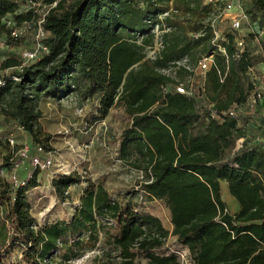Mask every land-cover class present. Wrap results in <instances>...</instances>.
<instances>
[{
  "label": "trees",
  "instance_id": "1",
  "mask_svg": "<svg viewBox=\"0 0 264 264\" xmlns=\"http://www.w3.org/2000/svg\"><path fill=\"white\" fill-rule=\"evenodd\" d=\"M25 1L0 0V39L17 40L6 16L17 25L36 22L33 10L21 9ZM43 1L55 2L41 24L46 51L28 64L0 62V114L45 148L38 138L41 98L95 97L102 115L121 107L127 123L118 154L142 178L125 200L88 182L68 218L38 225L26 194L38 188L39 170L31 166L11 181L19 145L0 133V202L10 229L0 241V264L15 243L25 264H69L95 249L100 264H180L170 236L189 264H264V141L246 138L243 118L259 101L252 69L264 62L248 46L252 34L226 31L215 40L214 3L204 0ZM253 4L264 16V0ZM204 57L211 61L202 70ZM177 79L191 94L176 91ZM6 95L10 103L3 105ZM80 181L75 172L61 174L51 189L63 202ZM221 181L238 205L234 213L221 198ZM140 192L167 209L170 230L140 208Z\"/></svg>",
  "mask_w": 264,
  "mask_h": 264
},
{
  "label": "rangeland",
  "instance_id": "2",
  "mask_svg": "<svg viewBox=\"0 0 264 264\" xmlns=\"http://www.w3.org/2000/svg\"><path fill=\"white\" fill-rule=\"evenodd\" d=\"M212 2L215 9L213 16L215 29L221 33L232 31L237 37L252 34V38L247 42L248 46L254 52L264 54V16L255 7L253 0H213ZM227 3H231L230 8H227ZM21 9H25L24 4ZM42 9L46 10V8ZM233 21H239L237 29L232 28ZM20 27L21 35L17 40L10 42L0 40V62L6 58H15L23 64L29 63L21 58V53L34 48L36 22H24ZM177 84L184 86L183 82L178 79ZM255 88L259 95L258 98H261L264 93V81H259ZM10 99L11 96L6 95L2 104L4 105V102L9 104ZM252 99L254 96L251 97ZM249 106L252 107L253 114L249 113L252 117L255 116L250 119H255V121L252 122L254 127L251 125L246 127V138L251 141L261 139L264 141V130L262 129L264 123L260 118H257L260 114H258L259 103L256 98L255 101H251ZM38 108L40 111L38 127L41 131L38 138L45 145L44 152L41 154L42 157L51 158V165L46 171H38V188L29 190L26 194L30 212L38 225L68 218L78 202L82 189L87 186L88 182L94 185L101 184L113 198L125 200L132 197V192L138 189L142 173L128 165L118 154V137L127 123L123 108L113 107L107 114L102 115L98 111L97 98L81 100L73 94L62 98H41ZM247 117V115H243L244 119ZM0 133L12 138L14 143L19 146L31 144L33 147L36 144L34 142L32 144L31 137L15 120L1 114ZM242 140L243 138L238 139L237 144H241ZM5 153V147L0 145V164L4 161ZM30 167L27 160L22 161L19 158L7 177L11 181H14L13 176L16 180L22 179L24 172ZM71 172L78 174L81 181L68 188V198L62 202L52 191L51 181L58 175ZM1 188L2 181L0 179ZM220 193L226 209L230 213H234L233 198L229 195L223 181L220 182ZM141 194L140 192L135 197L140 208L159 217L163 226L170 230L168 211L163 204L157 200H143L140 197ZM6 222L5 207L0 202V241L10 234ZM166 243L177 249L180 264H189L186 251L175 247L172 236L167 239ZM9 252V258L3 264H25L21 260V249L17 243L9 246ZM97 253L96 249L87 251L82 257L69 264H100L93 260V256ZM55 261L52 264H57Z\"/></svg>",
  "mask_w": 264,
  "mask_h": 264
},
{
  "label": "built area",
  "instance_id": "3",
  "mask_svg": "<svg viewBox=\"0 0 264 264\" xmlns=\"http://www.w3.org/2000/svg\"><path fill=\"white\" fill-rule=\"evenodd\" d=\"M213 0H204L205 3L212 2ZM55 2L52 4H46L43 0H26L24 2V8L25 10H33L34 13L37 14V20H36V34H35V44L34 48L31 50H25L21 53V58L25 61L31 62L36 60L43 52L46 51L45 45L42 43V38L45 35V32L43 31L41 24L44 20L45 15L47 14L48 9L53 6ZM26 6V7H25ZM227 8L231 7V3L226 4ZM46 8V10L43 11L42 8ZM5 24L9 28V37L13 39H18L21 35V27L20 25H17L14 19L11 18V16H6L5 19ZM233 29H237L239 27V21H233L231 23ZM155 32L156 29H155ZM215 34V40L220 37V32H218L216 29L213 30ZM1 40V39H0ZM1 42V41H0ZM237 45L241 46V41H237ZM160 43L157 41L155 45L147 49V55L148 56H153L154 52L159 48ZM185 58L182 60L178 61L177 64H184L185 63ZM211 61V57H204L198 62V66L202 69L205 70ZM18 78H16L17 80ZM176 91L179 93H186V94H191L190 88H185L181 84H177L175 87ZM7 141L8 144L13 147L16 145L14 143V140L10 137L7 136ZM33 150V151H31ZM44 152V148L39 145L35 144L33 147L30 146L29 144H22L20 145L17 150L16 154L17 156L22 160L25 161L27 160L29 164L33 167L38 169L39 171L46 170L50 165H51V158H43L41 153ZM14 181H17L16 178L13 176L12 177Z\"/></svg>",
  "mask_w": 264,
  "mask_h": 264
},
{
  "label": "crops",
  "instance_id": "4",
  "mask_svg": "<svg viewBox=\"0 0 264 264\" xmlns=\"http://www.w3.org/2000/svg\"><path fill=\"white\" fill-rule=\"evenodd\" d=\"M252 77H253V79L255 81V85H257L259 83V81H264V62H260V63H258L257 65H255L253 67V69H252ZM258 103H259V106H257V108L259 109L258 114H261L262 113L263 116H264V93L262 94V97L259 98ZM249 112L250 113H253L252 107H251V109H250ZM244 115H247L248 116L246 118L248 120L247 123H246V127H248L249 125H251L252 127H254L253 123H254L255 119L254 120H251L250 118H255V116L254 117H251L248 113L247 114H244ZM257 118H260V120H262L260 115ZM263 120H264V117H263ZM256 129H258V128H256ZM262 129H264V125L263 124H262ZM26 171L24 173H26ZM43 171H46V170H43ZM232 202H233V205L232 206L234 207L235 211H237L238 210V205L236 206V204H237V203H235L236 201H234L232 199ZM72 213H73V210H72Z\"/></svg>",
  "mask_w": 264,
  "mask_h": 264
}]
</instances>
